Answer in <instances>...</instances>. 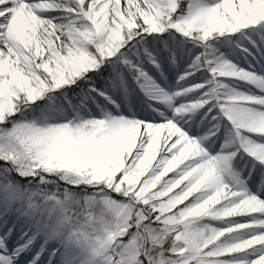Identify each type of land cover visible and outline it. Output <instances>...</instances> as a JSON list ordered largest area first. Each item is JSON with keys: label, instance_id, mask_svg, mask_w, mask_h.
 <instances>
[{"label": "rangeland", "instance_id": "rangeland-1", "mask_svg": "<svg viewBox=\"0 0 264 264\" xmlns=\"http://www.w3.org/2000/svg\"><path fill=\"white\" fill-rule=\"evenodd\" d=\"M226 1L102 0L94 17L72 4L67 25L54 16L40 34L0 0V264H54L60 250L73 264H199L153 200L181 206L187 223L205 218L208 244L229 238V264H264V0ZM185 10L195 38L167 57L157 37L183 32L172 14ZM126 48L136 74L119 66ZM206 48L221 52L216 64ZM65 90L77 108H39Z\"/></svg>", "mask_w": 264, "mask_h": 264}, {"label": "trees", "instance_id": "trees-1", "mask_svg": "<svg viewBox=\"0 0 264 264\" xmlns=\"http://www.w3.org/2000/svg\"><path fill=\"white\" fill-rule=\"evenodd\" d=\"M179 13V14H178ZM180 11H176V13L172 14L173 18L177 20L178 26L181 28L183 32L180 31V33H176V37H173L176 41V43L179 46V50H185L187 45L189 44L187 41V38L184 36H195L194 31L190 29L188 26L185 25L183 21V15L186 13H191L189 10H185L181 13ZM150 39L152 41V35H149ZM218 36V34H217ZM187 37V36H186ZM161 48L164 50V53L167 57L171 54V40L172 35L170 33L166 34L165 36H161L158 38ZM223 44H220V48H223L225 50L227 46L230 44H233L235 40H230L229 43L228 39H223ZM93 42V41H92ZM218 47V46H217ZM91 48V47H90ZM202 58L204 60H210L211 64H216L215 60L219 58L221 52L217 51L215 48H206L202 50ZM180 58V55H179ZM184 58L181 59V61ZM119 66L126 67L131 74H136V66H137V60L135 56L133 55V51L129 48H126L123 50L119 57H118ZM112 66H109L107 68H111ZM192 68V67H191ZM110 71L106 70V74H109ZM108 77V76H107ZM77 92L69 93L67 90L63 92L54 93L52 96H48L43 102L39 104V108L43 109L46 112H58L61 108L70 105L73 109L77 108V106L73 103L78 98ZM71 103V104H70ZM10 122L13 126L17 127L22 124V118L18 115H13L10 118ZM47 126L50 127H56L57 124H47ZM58 145V142H53L50 144L44 145L46 148H49V150L57 151L56 147ZM20 182L22 180L19 179ZM55 189V187H53ZM52 189V190H53ZM152 199V198H151ZM151 208L155 210L156 218L161 219H167L168 222H166V225L170 224H180L182 225V229H180L177 234L179 233V236H182L184 238H187L189 243L187 248L184 250L186 253L183 254H192L196 255L199 259V264H208L216 254H225L224 257L226 262L224 264H229V261L232 257L237 256L230 252V247L232 246V243L229 238L225 239H219L216 241L217 238H214V242L212 244H208L209 239L212 237V234L214 232L213 226H211L205 218H201L197 221L187 223L183 217L182 214V207L177 205L174 206V208L166 209L163 207L160 201L153 200L150 202ZM201 259V260H200Z\"/></svg>", "mask_w": 264, "mask_h": 264}, {"label": "bare ground", "instance_id": "bare-ground-1", "mask_svg": "<svg viewBox=\"0 0 264 264\" xmlns=\"http://www.w3.org/2000/svg\"><path fill=\"white\" fill-rule=\"evenodd\" d=\"M231 0H227L225 2V4L229 3ZM14 2L16 4H19V9H21L19 11V15L20 16H24L27 19H29L33 25H34V30L37 33L42 34V32H44L45 28L47 25H49L52 21V19H54L56 16V21L62 23L63 25H67V19H60L59 17L62 16L63 12L61 10L66 9L69 5H77L78 7H84V10L89 12L90 17H94L96 16V14L100 13V11L105 9V5L102 4V0H36L32 3H24L21 2L20 0H14ZM123 2L125 3H133L136 7L142 9L143 8V2L142 0H123ZM34 7H39L41 8V10L44 9L43 7H47L50 11H58V14L55 15V12H53L51 15L52 16H48L50 12L49 10L45 9V11H48L46 14H43L42 17L39 16L37 13L35 14L34 12H32V8ZM6 32L3 30L0 33V42L4 43L7 39H6ZM3 61V55L0 52V62ZM3 72H6L8 69V65L4 62H2V67H1ZM236 75L239 77H241L240 73L236 72ZM238 77V78H239ZM206 89V88H205ZM251 113H253V111H251L248 107H246V109H242L241 111V117L243 118H248L249 115H251ZM139 133V132H138ZM137 140L141 137H136ZM22 229L24 230L25 228H21L20 232L22 231ZM26 230V229H25ZM19 232V233H20ZM59 235H61V231L59 232ZM9 245V244H8ZM3 250V247L0 246V250ZM68 255H70V258H68ZM71 250H68V253H66L65 250H60V253L58 254V256L55 258L54 264H73V262L71 261ZM77 264H88V261L83 259V261H80Z\"/></svg>", "mask_w": 264, "mask_h": 264}, {"label": "water", "instance_id": "water-1", "mask_svg": "<svg viewBox=\"0 0 264 264\" xmlns=\"http://www.w3.org/2000/svg\"><path fill=\"white\" fill-rule=\"evenodd\" d=\"M95 73L94 72H91V74L90 75H94ZM69 91H71V90H69Z\"/></svg>", "mask_w": 264, "mask_h": 264}]
</instances>
